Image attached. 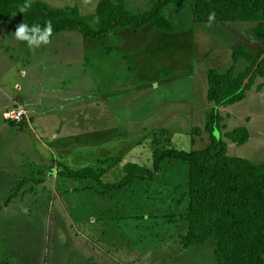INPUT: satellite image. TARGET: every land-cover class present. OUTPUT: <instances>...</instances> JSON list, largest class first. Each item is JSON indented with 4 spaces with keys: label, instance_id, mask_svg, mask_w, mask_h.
Returning <instances> with one entry per match:
<instances>
[{
    "label": "rangeland",
    "instance_id": "374dc122",
    "mask_svg": "<svg viewBox=\"0 0 264 264\" xmlns=\"http://www.w3.org/2000/svg\"><path fill=\"white\" fill-rule=\"evenodd\" d=\"M37 1L75 7L84 16L93 15L98 2ZM125 1L130 15H142L157 0ZM164 15L172 34L119 28L104 43L58 34L30 49L15 39L16 26L0 23V93L27 95L34 84L42 108L64 107L45 115L60 121L45 117L40 128L31 127L23 109L22 121H12L7 114L18 106L0 111V264H216L214 241L184 249L178 240L185 222L175 216L176 222L167 223L161 215L168 211L158 210L183 212V164L166 161L153 181L130 186L134 197L122 208L100 196L92 181L58 175L64 167L89 166L104 170L103 182L115 183L126 163L151 169L153 142L182 151L209 144L203 132L192 145V130L204 129L213 108L206 101V73L231 67L236 75L244 72L249 64H233L230 49L241 45L256 56L261 43L252 33L255 24L195 25L191 2L170 6ZM75 104L83 108L74 110ZM221 114L223 128L215 137L227 144V153L264 163V78ZM241 127L249 141L238 146L227 133ZM112 158L120 162L99 164ZM117 213L129 219L110 225Z\"/></svg>",
    "mask_w": 264,
    "mask_h": 264
},
{
    "label": "trees",
    "instance_id": "16d2710c",
    "mask_svg": "<svg viewBox=\"0 0 264 264\" xmlns=\"http://www.w3.org/2000/svg\"><path fill=\"white\" fill-rule=\"evenodd\" d=\"M125 2L98 0L94 14L84 16L75 7L55 8L37 0H0V23L16 27L25 23L30 27L39 26L42 30L50 23V38L63 33H78L85 40L104 43L119 28L137 31L147 26L172 34L173 24L164 15L165 9L191 2L195 25L255 24L252 33L260 41L261 51L253 56L244 46H233L230 49L233 64L240 61L249 64L244 72L236 75L233 67L223 73L215 69L207 71L206 101L213 108L206 116L204 129L196 127L192 130L193 146L195 136L199 137L203 132L209 136L210 141L205 148L162 150L153 142L155 149L151 169L126 163L122 167L123 179L115 183L103 182L104 170L89 166L77 170L64 167L58 175L67 180L92 181L101 189L100 196H109L115 200L117 207L120 206L118 208H122L134 197L132 191L129 192L130 186L153 181L161 164L166 161L183 164L186 168L183 212L176 215L168 209H158L168 211L161 215L167 223L176 222L177 217L185 222L186 233L179 237V244L184 249L202 248L212 240L215 242L213 253L216 264H264V163L231 157L227 153V144L222 138L215 137V133L223 128L221 109L242 102L255 80L264 78V0H157L142 15H130ZM26 4L30 7L20 13L19 10ZM248 78L250 81L243 89ZM227 137L238 146L249 141L248 130L244 127L227 133ZM112 160L116 164L120 162L112 158L100 160L99 164ZM117 215L120 214L108 220L110 225L118 219L123 222L129 219L127 215ZM153 215H146L147 221ZM120 233L124 234L122 230Z\"/></svg>",
    "mask_w": 264,
    "mask_h": 264
},
{
    "label": "crops",
    "instance_id": "0c3cea01",
    "mask_svg": "<svg viewBox=\"0 0 264 264\" xmlns=\"http://www.w3.org/2000/svg\"><path fill=\"white\" fill-rule=\"evenodd\" d=\"M67 34H71V33H63L62 35H67ZM61 35V34H59ZM64 36H57V37H60V40H62V38ZM56 37H54L55 39ZM51 40V38H50ZM30 49V47H29ZM30 53V52H28ZM33 53V51H32ZM29 57L26 58V62L28 64H30V62L32 61V56L30 55H27ZM37 89V87L34 85V84H30V89L32 92L31 93H28L27 95H22V96H19L22 94V90L18 91L17 92V95L13 94V91L11 92L10 94V91H9V94H6L5 91L2 92L1 91V97L3 98L2 99V103H0V111H3L7 108H12L14 106H18V108H16L17 110H20V109H23L26 113L29 114V116L31 117V120L33 121V123H31V127H34V126H39L40 128V124L39 122H43L45 120V117L46 119L47 118H53V119H56V120H59L60 121V118L57 116H45L46 113H52V112H56V113H59V111H61L64 107H62V105L60 106H57V107H54V108H42V105H43V102H40V100L38 98H42V96H38V94L36 92H34V90ZM20 92V94H19ZM33 93V95H32ZM32 98H37L35 101H33ZM76 108L74 110H78V109H82L83 106H79L78 104H75ZM58 118V119H57ZM30 120V121H31ZM31 121V122H32Z\"/></svg>",
    "mask_w": 264,
    "mask_h": 264
},
{
    "label": "clouds",
    "instance_id": "9594fccd",
    "mask_svg": "<svg viewBox=\"0 0 264 264\" xmlns=\"http://www.w3.org/2000/svg\"><path fill=\"white\" fill-rule=\"evenodd\" d=\"M30 5L26 4L19 10L20 13H24ZM52 35L51 24L49 23L43 30L39 26H29L25 23L18 25L14 32V37L18 41H26L29 47H38L42 42L44 44L49 43Z\"/></svg>",
    "mask_w": 264,
    "mask_h": 264
},
{
    "label": "built area",
    "instance_id": "2783aa9c",
    "mask_svg": "<svg viewBox=\"0 0 264 264\" xmlns=\"http://www.w3.org/2000/svg\"><path fill=\"white\" fill-rule=\"evenodd\" d=\"M10 119H12V121L14 122H21L23 117L25 116V113L22 112V111H19V110H15V111H11V112H8L7 114Z\"/></svg>",
    "mask_w": 264,
    "mask_h": 264
},
{
    "label": "water",
    "instance_id": "95a60500",
    "mask_svg": "<svg viewBox=\"0 0 264 264\" xmlns=\"http://www.w3.org/2000/svg\"><path fill=\"white\" fill-rule=\"evenodd\" d=\"M250 81V78L246 79L245 82H244V85H243V89L245 88V86L249 83Z\"/></svg>",
    "mask_w": 264,
    "mask_h": 264
}]
</instances>
